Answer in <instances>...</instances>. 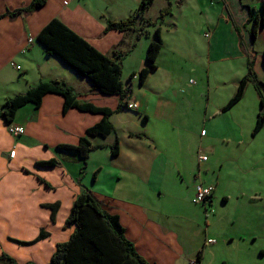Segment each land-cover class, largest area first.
I'll return each instance as SVG.
<instances>
[{
    "label": "crops",
    "instance_id": "crops-1",
    "mask_svg": "<svg viewBox=\"0 0 264 264\" xmlns=\"http://www.w3.org/2000/svg\"><path fill=\"white\" fill-rule=\"evenodd\" d=\"M31 1L0 0V14L28 6ZM140 2L48 0L32 15L0 21V105L41 82L61 81L80 100L117 109L118 96L95 91L88 79L57 56L48 55L37 41L38 34L53 18L62 20L103 54L112 56L118 47L125 54L123 74L130 76L148 67L147 49L157 29L163 40L157 68L146 82L140 84L138 75L130 82L131 103L138 108L124 109L111 117L114 134L91 138L94 145L104 146L99 149L105 155L103 161L98 151L91 154L90 161L94 171L107 169L111 189L106 193L93 191L86 176L90 169L81 177L82 161L77 153L57 149L61 144L76 145L89 128L102 120V115L75 108L64 113V98L48 94L39 109L32 104L20 109L12 124L0 120V255L8 253L20 264H49L57 245L67 242L74 232L65 224L84 188L91 190L106 211L120 217L127 238L150 264H192L197 260L192 257L197 258L201 249L204 264L207 243L217 242L211 231L226 232L223 229L228 220L233 225L231 233L239 226L241 242H257L264 237V128L253 135L261 112L255 86L250 84L243 100L223 111L247 75L250 57L255 60L258 78L264 82V0H156L144 19L158 20L161 11L169 6L171 11L156 26L147 27L149 36L137 40L135 32L105 33L108 21L135 15ZM246 6L254 8L259 18L256 37L252 29L257 19H250ZM141 23L138 17L137 24ZM30 37L35 42L29 45ZM27 48L29 52L23 53ZM12 61L30 66L26 71L22 69L21 74L26 72L28 76L17 85L2 78L10 75L7 71ZM10 126H24L25 133L15 136ZM207 129L213 135L209 139ZM116 136L120 153L113 157L110 146ZM217 140L228 147L225 159L241 172L248 170L249 177L237 185L236 194L243 216L238 215L241 212L235 214L232 207L215 215V222L206 221L201 248L197 244L191 249L184 241L185 232L192 234L189 226L200 227L203 210L208 219V207L226 206L231 201L217 162L211 159L210 150L217 147ZM203 143L213 147L206 146L209 149L204 150ZM201 149L209 157L206 162L200 161ZM51 159H57L59 164L37 166ZM196 183L215 186L213 196L204 204L195 201ZM245 187L248 188L244 190ZM167 198L176 202L186 198L194 216L185 217L184 225H173L162 203ZM55 203H60V208L53 221L52 210L46 205ZM187 238L192 242L196 237L192 234ZM13 240L35 243L24 246Z\"/></svg>",
    "mask_w": 264,
    "mask_h": 264
},
{
    "label": "trees",
    "instance_id": "trees-1",
    "mask_svg": "<svg viewBox=\"0 0 264 264\" xmlns=\"http://www.w3.org/2000/svg\"><path fill=\"white\" fill-rule=\"evenodd\" d=\"M156 0H141L135 15L126 20L108 21L105 33L115 30L119 32H135L137 40L144 36H149L146 31L149 26H156L171 11V7L164 8L158 20L144 19V16L151 9ZM48 0H32L28 6L15 10H7L0 14V21L9 18L15 21L21 16H29L43 8ZM249 10L250 19L256 20L252 29V36H257L259 28V18L256 10L250 6H246ZM138 17L142 18V23L137 24ZM261 23L264 25V5L262 8ZM155 40L148 45L146 61L148 67L142 69L138 74H131L129 81L131 82L136 75L139 76V83L144 84L152 70L157 68V59L163 47V40L160 29L154 33ZM37 41L43 45L47 54L57 56L62 62L76 71V73L88 79L93 89L106 96H118L119 105L117 109L101 108L93 103L82 101L78 98L75 91L61 81L41 82L30 88L24 93H20L6 102L0 107V120H4L8 124H12L17 113L23 107L32 104L39 109L43 103V99L48 94H57L64 98L63 111L67 113L70 109H78L82 112L100 114L102 120L95 126L89 128L86 135L81 137L76 145L61 144L57 146L59 151H69L78 154L82 161L81 177L84 169L88 166V160L91 153L104 148L103 145H94L91 141L92 137L106 138L116 132L111 121V117L124 109H129L128 105L133 96L131 84L126 86L123 81V63L122 59L125 54L118 47L114 49L113 55L103 54L96 49L91 43L77 34L68 27L59 18H53L38 34ZM136 46V43L133 44ZM264 59V55H263ZM254 59L250 57L248 60L249 71L238 84V89L234 97L223 109L224 112L241 102L246 94L247 88L253 84L258 92L261 101V112L257 117V122L253 135H257L264 128V82L261 81L254 69ZM137 138H144L142 134H132ZM111 154L117 157L120 153L119 138L116 136L114 143L110 146ZM59 164L57 159L38 162L39 167H56ZM97 170L94 174L96 180ZM79 179V184L83 187ZM50 187V185H48ZM46 207L52 210V220L55 221L60 203L47 204ZM67 228L73 227L74 232L67 242L57 245L56 251L49 264H150L136 249L135 244L126 236V229L122 225L120 217L106 211L101 203L96 199L92 192L84 188L76 197L69 217L66 220ZM44 237V233L41 234ZM14 242L20 245H32L33 242ZM203 250H199L197 261L193 264H202ZM0 264H20L14 257L8 253L0 255ZM25 264H36L28 262Z\"/></svg>",
    "mask_w": 264,
    "mask_h": 264
},
{
    "label": "rangeland",
    "instance_id": "rangeland-1",
    "mask_svg": "<svg viewBox=\"0 0 264 264\" xmlns=\"http://www.w3.org/2000/svg\"><path fill=\"white\" fill-rule=\"evenodd\" d=\"M158 6H159V3L156 4V7L154 5L153 12H155ZM26 52L27 53L29 52L28 48ZM9 65L11 66L9 68L13 70L14 67L12 66V63H10ZM21 67H23L22 69L26 71V68L28 69V67L30 66L26 64ZM11 69L7 71L10 74V75H7V79L6 77L2 76V78L5 79V81H8L9 83L13 82L14 85H17L19 80H25L28 76L26 72L22 75L21 71H18L17 69H14L15 72L14 71L10 72ZM123 75H124L125 85L126 86L130 85V81H129L130 74H123ZM0 83H2V81ZM1 106L2 105H0V107ZM207 130L209 131V129ZM211 136L213 135L209 131V136L207 139H209ZM218 139H222V137H219ZM215 145L217 147L214 149V151L210 150L211 159H212V162H217L216 165L218 166L219 172L222 174V182L224 183L226 182V185L224 186L226 189L225 193H227V195L231 198V201L230 203L225 204L226 206L219 207V205L216 204L214 207H208V209L210 210L208 219L207 220L205 219L206 215L203 210L202 211L203 219L201 220L200 227L199 226L197 227L194 225H192V227L189 226L190 231L196 238H194V241L188 242L187 237L189 235L191 236L192 234L190 232H185L186 236L184 238V241L188 243V248H191V249L192 247H195V245L197 244H199V247L201 248L202 239L204 237V231L206 230V227H205L206 221L215 222V215L219 213L223 214L225 210L232 207V210L233 209L236 210L235 214L241 212L238 215L241 218L243 216L242 206L239 207V201L236 199V194H237V185L243 182V178L247 181L249 177L248 170L244 169L241 172L240 170L236 169L235 166H233L227 159H225L227 156L226 149L228 148L226 147L225 143H222V141L217 140ZM206 146L213 147V145L209 146L208 143H203L202 148L206 150L207 148ZM94 152H97L96 154H99L98 156H102L100 158V161H103V156L105 155H103V153H101V151L99 150H96ZM106 161H108L107 158H106ZM220 163L222 166H220ZM87 165L90 168H88L87 166L84 169V173H82V175H85L86 171L90 169V172L88 174L86 173V176H88V179H87L88 183L90 184V186L94 188L93 191L99 190V192L101 191L100 193H106L107 189H111L110 183L107 177V169L102 170L100 168V171L97 174L96 180H94V174L99 169H96V171L92 170L94 168H93V162L90 161V158L88 160ZM82 167H83V164H82ZM247 188L248 187H245L244 190ZM119 194L120 192L117 195ZM188 200H191V198ZM162 203L165 207V212L168 213L169 217L172 219L171 222L173 225L174 224L179 225V223L182 222L185 217L194 216L195 211H193V208L188 206V204L186 203V198L178 202L172 200L171 198H167L164 201H162ZM184 223L182 222V225H184ZM238 227L239 226L236 227L235 232L233 231V233H231V229L233 228V225L231 221L228 220L227 223H224L223 230H225L226 232H220L217 234L211 231L212 237H215L217 242L214 243V245L207 243L208 244L206 247L207 253H206L205 260H204V264H264V254H262L264 252V237L260 238L257 242H252V240H248L246 243L241 242V240L239 239L238 233H237ZM227 231L231 234L227 233ZM209 241H212V240H209ZM192 259L196 260L197 258L196 256H193Z\"/></svg>",
    "mask_w": 264,
    "mask_h": 264
},
{
    "label": "built area",
    "instance_id": "built-area-1",
    "mask_svg": "<svg viewBox=\"0 0 264 264\" xmlns=\"http://www.w3.org/2000/svg\"><path fill=\"white\" fill-rule=\"evenodd\" d=\"M34 42H35V39L33 37H30L28 39L29 45L33 44ZM22 52L26 53V49H23ZM11 63L15 69H17L18 71H22L21 66L17 65L14 61H12ZM128 108L132 109V110H136L138 108V106H137V104L130 102L128 105ZM9 131L11 134H13L15 136H21L25 133V127L24 126H10ZM202 134L205 135L206 132L204 131ZM199 154H200V157H199L200 161L206 162L209 159L207 153L205 151H203V149H201L199 151ZM214 192H215V186L205 185L203 183H196V185H195V201H196V203H198V204L206 203V201L213 196ZM210 242L214 243V241H210Z\"/></svg>",
    "mask_w": 264,
    "mask_h": 264
},
{
    "label": "flooded vegetation",
    "instance_id": "flooded-vegetation-1",
    "mask_svg": "<svg viewBox=\"0 0 264 264\" xmlns=\"http://www.w3.org/2000/svg\"><path fill=\"white\" fill-rule=\"evenodd\" d=\"M210 199V198H209Z\"/></svg>",
    "mask_w": 264,
    "mask_h": 264
}]
</instances>
